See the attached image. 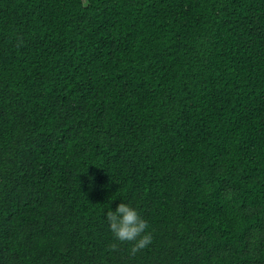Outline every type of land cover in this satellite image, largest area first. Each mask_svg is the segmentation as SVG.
I'll return each instance as SVG.
<instances>
[{
  "label": "trees",
  "instance_id": "trees-1",
  "mask_svg": "<svg viewBox=\"0 0 264 264\" xmlns=\"http://www.w3.org/2000/svg\"><path fill=\"white\" fill-rule=\"evenodd\" d=\"M0 264H264V0H0Z\"/></svg>",
  "mask_w": 264,
  "mask_h": 264
},
{
  "label": "clouds",
  "instance_id": "clouds-1",
  "mask_svg": "<svg viewBox=\"0 0 264 264\" xmlns=\"http://www.w3.org/2000/svg\"><path fill=\"white\" fill-rule=\"evenodd\" d=\"M116 196L109 197L104 217L116 241L131 243V252L136 253L152 242L148 229V221L137 211L136 207L127 202H119L113 210L109 207Z\"/></svg>",
  "mask_w": 264,
  "mask_h": 264
}]
</instances>
